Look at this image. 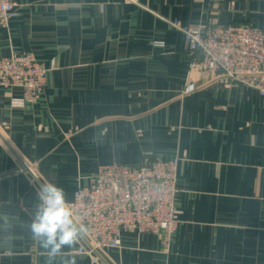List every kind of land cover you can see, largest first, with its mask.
I'll list each match as a JSON object with an SVG mask.
<instances>
[{
    "label": "crops",
    "instance_id": "1",
    "mask_svg": "<svg viewBox=\"0 0 264 264\" xmlns=\"http://www.w3.org/2000/svg\"><path fill=\"white\" fill-rule=\"evenodd\" d=\"M17 1L0 23V57L32 52L49 70L32 101L0 86V264H264V97L192 69L167 21L264 28V0ZM190 81L197 88L183 93ZM177 155L169 248L125 231L94 263L78 252L84 233L54 257L33 239L40 185L61 187L67 202L103 164Z\"/></svg>",
    "mask_w": 264,
    "mask_h": 264
},
{
    "label": "built area",
    "instance_id": "2",
    "mask_svg": "<svg viewBox=\"0 0 264 264\" xmlns=\"http://www.w3.org/2000/svg\"><path fill=\"white\" fill-rule=\"evenodd\" d=\"M140 4L141 0H125ZM17 0H0V23L8 24L19 13ZM182 31L192 56V69L203 75L225 78L229 82L256 89L264 97V28L250 24H183L167 19ZM48 68L32 52L13 51L0 57V86H19L23 97L17 103L41 96ZM197 88L190 81L183 93ZM181 156L158 157L139 164L113 162L101 165L87 184L76 189L67 201L89 244L78 247L92 262L97 253L122 246L125 231L161 235L164 247H170L179 226L177 207L178 168ZM34 178V168L25 164ZM5 251L1 246L0 261Z\"/></svg>",
    "mask_w": 264,
    "mask_h": 264
},
{
    "label": "clouds",
    "instance_id": "3",
    "mask_svg": "<svg viewBox=\"0 0 264 264\" xmlns=\"http://www.w3.org/2000/svg\"><path fill=\"white\" fill-rule=\"evenodd\" d=\"M38 204L30 228L33 239L54 257L64 247H73L85 231L75 220L66 203L64 190L54 183H44L37 192ZM72 264H75L73 261Z\"/></svg>",
    "mask_w": 264,
    "mask_h": 264
}]
</instances>
